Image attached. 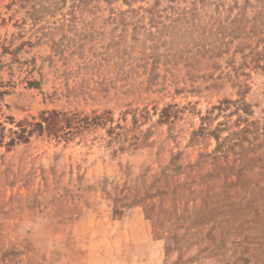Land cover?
<instances>
[{
    "label": "rangeland",
    "instance_id": "rangeland-1",
    "mask_svg": "<svg viewBox=\"0 0 264 264\" xmlns=\"http://www.w3.org/2000/svg\"><path fill=\"white\" fill-rule=\"evenodd\" d=\"M227 98L264 127V0H0V264H264Z\"/></svg>",
    "mask_w": 264,
    "mask_h": 264
},
{
    "label": "trees",
    "instance_id": "trees-1",
    "mask_svg": "<svg viewBox=\"0 0 264 264\" xmlns=\"http://www.w3.org/2000/svg\"><path fill=\"white\" fill-rule=\"evenodd\" d=\"M215 111L216 115L223 114L226 118L225 121L219 122L217 128L213 131V135L217 141L216 153L219 152L224 157L229 153H234L237 160L243 162V166L246 165L252 158L250 153L264 147V139H261L262 136H264V127H260L257 123L249 121L246 115H249L251 110L244 99H224L220 101L218 105H215L211 111H209V115L204 117V119L212 118L211 114ZM58 114L56 110H53L48 116L43 117V121L47 122V129L51 127L53 130H59L54 122ZM234 116H236V118L232 121V124H234L236 129H232L227 136L221 138L222 130L231 126L229 123ZM36 124L40 129L44 128L42 122ZM22 131L23 133L19 135V138H25V130L22 129ZM13 132L16 133V131ZM251 134L252 138L249 137ZM214 158H218V155H215Z\"/></svg>",
    "mask_w": 264,
    "mask_h": 264
}]
</instances>
